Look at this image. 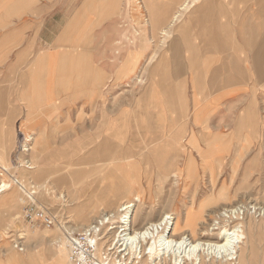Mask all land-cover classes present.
Here are the masks:
<instances>
[{
    "label": "crops",
    "instance_id": "obj_1",
    "mask_svg": "<svg viewBox=\"0 0 264 264\" xmlns=\"http://www.w3.org/2000/svg\"><path fill=\"white\" fill-rule=\"evenodd\" d=\"M35 1L0 0V162H5L14 145L17 126L33 130L38 150L44 153L41 161L48 160L50 167L55 162L52 154L57 152L68 154L63 163L76 161L73 151L78 154L84 150V137L75 139L72 144L63 143L64 147L60 149L48 148L50 145L46 142L47 135L53 134L51 120L62 118V135L71 133L69 114L74 105L78 106L79 135H86L87 130L93 129L90 144L98 137L99 143L104 140V146L107 143L121 146L109 155L106 153L109 149L105 147L91 148L93 152L104 151L101 156L104 160L99 164L110 162L121 177L128 175L131 178L137 174L134 165L127 160L132 158L131 151L137 146L139 129L138 137L149 136L147 144L145 137L140 141L144 148L140 147L139 151L148 153L162 176L172 172V169L166 172L168 166L173 170L181 168L188 161L189 153L201 169L220 167L219 178L225 166L238 168L245 151L255 145L258 135L264 134V0H197L195 3L189 0L184 18L181 16L173 27L168 47L173 62L162 60L149 67L147 87L137 104V114L131 107L119 111V114L116 112V115L104 111L98 91L107 76L115 74L119 77V66L115 71L112 60L103 67L95 62L89 65L84 56L88 33L98 24L93 18L96 14L86 11L87 3L92 0L78 2L82 22L79 19L68 27L69 33L77 31L76 42L72 45L75 44L78 57L70 58V61L61 51L71 44L69 33L62 31L50 43L43 38L49 46L46 51L38 52L37 43L32 42L41 39L40 33L33 29L37 24L33 21L37 13ZM182 1L145 0L153 17L156 15L161 23L170 9H178ZM119 2L110 0L97 13L100 17L110 18ZM96 7L94 2L92 9ZM113 32L107 31L104 39H109L110 43H104V46L102 40L95 46L94 41H98L100 35L92 39L90 47L97 48H94L93 56L99 61L115 49L111 39L120 34L115 36ZM126 39H130V35ZM119 54L116 49L114 55ZM43 58H55V69L50 68L52 63L46 65ZM90 109L98 116L87 125L83 116L89 114L87 110ZM150 113L153 116L150 117ZM165 119H173L175 129L163 138L165 133L161 128L165 126ZM182 120L189 121L191 133L184 130ZM183 134L191 135L190 149L179 145ZM194 136H205L202 141L205 146L197 145ZM150 142L156 143L151 147ZM229 144L236 145L232 154L229 153ZM226 156H232L228 164L224 163ZM98 158L77 160L78 171L96 167L99 164L90 166L92 164L86 162ZM42 164L38 163L40 168ZM204 175L208 177V171ZM81 180L77 183L82 182L78 188V191L82 190V196L89 194L86 190L98 181ZM15 259L11 264L17 263Z\"/></svg>",
    "mask_w": 264,
    "mask_h": 264
},
{
    "label": "rangeland",
    "instance_id": "obj_2",
    "mask_svg": "<svg viewBox=\"0 0 264 264\" xmlns=\"http://www.w3.org/2000/svg\"><path fill=\"white\" fill-rule=\"evenodd\" d=\"M80 0H36L34 5H36L35 10L37 13L33 16V21L36 22V26H33L35 31L40 33L38 39L36 41H32L33 43H37V50L46 51L49 46L47 45L52 41L53 37H56L59 33L63 31V33H69L68 27L72 22H77L81 19V15L79 16L78 13V2ZM110 0H95L90 1L87 3L86 11L87 13L96 14L95 18L98 24H95L90 33L87 36V46L86 52H84V56L86 58L87 64L93 65L94 62L97 65L105 66L109 64L112 60L113 62V69H117L119 65L124 63L128 56L132 53L135 54L139 51L141 46V41L144 40V46L146 50L144 51V57L139 60L138 65H136L135 71L131 73L128 79L126 78H119L116 77L115 74L113 76H107L103 82L101 83V88L98 91V96L101 99V106L103 107L104 111H107L111 115L119 114V111H124L126 108L133 107L134 114H137V104L142 97L143 90L147 87V76H148V69L162 60H169L173 62L171 59V55L168 54L169 50L168 47L172 41L173 36V27L170 29V34L168 36H161L162 38H155L153 40V36L150 34L149 26H145L144 32L139 29L141 24L138 22L139 11H137L136 7H128L127 0H120L119 6L117 10L113 12L111 17H100L97 13L98 10L106 6ZM94 2H96L97 6L95 9L93 7ZM138 5L139 2L135 0ZM28 10V9H27ZM96 11V12H95ZM181 15L183 19L185 12H182ZM28 14V13H27ZM142 14L145 13L142 11ZM128 15V17H127ZM90 17V16H89ZM91 18V17H90ZM88 19V18H87ZM100 19V20H99ZM128 19V21L126 20ZM140 19V18H139ZM180 19V18H179ZM109 20H113L109 22ZM146 20V19H145ZM82 22V19L80 20ZM84 22V21H83ZM87 23L92 24V22L87 21ZM108 27H113L109 29ZM143 28V27H142ZM114 31V35H119L116 39L112 38L111 44L114 46V50L111 55H103L102 58L97 59L93 56L95 49H97V45L102 40V45L105 43L107 44L108 40L104 39L105 35L107 36V31ZM135 30H140L141 33L138 35ZM74 31V30H73ZM76 32L69 33V43L68 49L61 48L62 55L64 53L67 54V59L70 61V58H77L78 57V50L76 49L75 44L72 43L76 42ZM110 34V33H109ZM100 37L94 41L95 46L93 48L90 47L92 43V39L94 37ZM127 35H130V39H126ZM144 36V39L140 41V37ZM121 36V38H119ZM75 37V39H73ZM43 38H46L48 43H44ZM134 38V39H133ZM152 38V39H151ZM161 40V41H160ZM131 41V43H130ZM152 41V42H151ZM159 42V43H158ZM161 42V43H160ZM110 43V42H108ZM129 44V45H128ZM94 45V44H93ZM104 46V45H103ZM129 46V47H128ZM132 46V47H131ZM157 46V47H156ZM120 51L119 55H114L115 50ZM120 49V50H119ZM36 50V49H35ZM34 50V51H35ZM68 50V51H67ZM153 51H156V55L153 57L152 62L146 66V60H148ZM129 52V53H128ZM60 54V52H58ZM159 53V54H158ZM156 58V59H155ZM145 66V67H144ZM145 68V71L142 75V82L141 83H133L131 80L137 75H140L142 69ZM131 78V79H130ZM113 80V81H111ZM124 80V81H122ZM129 83H128V82ZM112 82V83H111ZM117 82V83H115ZM139 84V85H138ZM123 85V86H122ZM108 87V88H107ZM131 87V88H130ZM142 87V88H141ZM135 92V93H134ZM132 93V94H131ZM92 95V94H91ZM125 102V103H124ZM93 107V106H92ZM77 105L71 107L70 112V134L62 135V123L63 119H54L53 121H49L50 131L53 133L48 136L47 144L48 148H63V143L75 141V139L79 137H84L82 139V144L84 145V150L76 154V160H86L87 158H97V162L103 161L104 159L101 157L104 151L93 152L91 148L93 147H105V149H109L106 153L112 154L116 150L115 148H120L121 146L107 145L104 146V140H101L99 143L98 137L94 139V142L90 144V140L94 137L92 133L93 129L87 130L86 135H79V120L77 114ZM89 114L83 116V120H85V124H90L93 120L98 116L96 112L92 109L87 110ZM117 112V113H116ZM153 116V113H150V117ZM91 121V122H90ZM165 126L161 128L165 134L163 138H166L167 135L173 133L175 127V123L173 119H165ZM163 121V122H164ZM161 122V121H160ZM161 122V124H164ZM68 124V120L66 121ZM182 125L185 126L184 130L188 133H191L189 121L182 120ZM162 127V126H161ZM187 128V129H186ZM179 130V129H178ZM31 135L33 138V142L35 141V135H33V130L31 129H24L23 127H16L15 129V141L14 145L10 149L7 159L5 162H0L1 167H11V163L16 160L17 154V143L18 138H20L21 134ZM89 133H91L89 135ZM46 136V137H47ZM182 139L179 143L180 146H183L187 149H190V137L191 135H181ZM145 136H139L137 134L136 138V145L134 149L131 151L132 158L127 160V163L133 164L134 168L136 169V178L138 180V185L140 186L142 193L137 196L139 200L137 201L135 196L137 192L136 188H133L132 194H130L127 198H116V196H111L109 194L106 201L107 203L103 206H97L95 212L92 214L91 218L85 223H80L83 225L82 227H76V219L77 214L80 211H83L86 207V203L94 202L99 200L102 190H104L106 183L100 185H92L90 190H86L89 194H82L77 195V190L79 188L78 183L69 182L71 177L70 174H67V170L61 169L60 172L58 169L52 170L53 167H50V162L48 160L41 161L43 164L41 165L43 170H47L49 175H45L43 178L37 180L32 174L33 171L29 173L24 172L21 170H17V175L25 176L23 173L26 174L24 182L25 186L33 185L36 189L38 196H36L37 203L47 209V211L56 219L57 224L51 229H44L43 227H34L23 223L21 220L22 218V210L24 207V196L21 191L15 193L14 201L11 202L7 207H0V264H11L15 258L16 264H58L56 262L54 256V250L57 249L55 241L58 237H61L65 241V233L66 232H75L80 231L84 227L88 226L95 218L99 216L102 212H112L115 211L118 207H120L125 201V203H134L135 208L136 204L139 205V209L142 211L143 214L148 213L150 222L155 221L159 218L163 213L174 214L180 218V221L183 220L184 214L190 210L189 219L195 221L196 217L199 215V207L201 204L206 203L204 212L202 214L203 220L207 222V224H216L220 219L217 217L218 213L222 211L223 208H230L231 206H239L242 212L241 216H243L244 212V219H243V230L244 233L248 235L250 249L246 246L242 248V251L245 250L244 253V263L243 264H264V213L259 209L264 207V134H260L257 137L255 145L250 149L245 151L242 159L239 162V167L230 168L224 167L222 174L218 178V174H220L221 169H213V173L216 175V182L214 186H211L208 182V177L204 175L205 168L201 169L199 166L196 167V175L195 180L197 184L191 185H184L183 183L186 182V178L188 175V171L186 168L187 162L179 169L173 170L176 172V175L172 178H165L162 175L160 177L157 176V167L156 163L151 157H148L147 152L139 151V149L144 148V145L140 141ZM196 140V144L203 147L205 146L202 142L205 139V136H194ZM146 143L149 139V136L145 137ZM230 141V140H229ZM32 142V144H33ZM202 142V143H201ZM149 143V142H148ZM149 146L155 145L156 142H150ZM237 143V141H236ZM235 143V144H236ZM236 145L229 144L228 147L230 150L229 153H234L232 150ZM32 147V146H31ZM141 147V148H140ZM125 148V146H123ZM30 153V152H29ZM27 154L26 157H22L23 159H30L31 167L37 169L39 165H37V159L35 156L37 153L31 152V155ZM122 154V153H121ZM30 156V158H29ZM231 157H225L224 163L228 164ZM74 159V160H75ZM116 159V158H115ZM82 160V161H83ZM119 162V161H117ZM148 162V163H146ZM123 163V161L119 162ZM115 164V161L113 162ZM249 164V167L247 166ZM40 168V167H39ZM80 168H84L81 166ZM75 168H71L73 170ZM77 169V168H76ZM247 170V171H246ZM28 171V170H27ZM151 171V172H150ZM218 171V173H217ZM248 172V176H246ZM21 173V174H20ZM152 176V178H150ZM93 177V178H92ZM100 177V175H99ZM97 178L94 175L91 177L84 178V180H94ZM151 179V180H150ZM26 180V181H25ZM28 180V181H27ZM63 180V181H62ZM231 180V181H230ZM60 181V183H59ZM71 181V180H70ZM109 181V180H108ZM45 186L48 189L47 192L42 193L39 185ZM176 182V183H174ZM225 182V183H224ZM227 186V191L224 192L225 198L227 201L221 202V200H212L211 202L208 198L212 195H218L220 193V189L222 188L223 184ZM74 184V185H72ZM110 181L108 182V185ZM143 184V186L141 185ZM75 187V188H73ZM15 187H12L13 189ZM99 189V190H98ZM36 194V195H37ZM60 194H62V200L59 199ZM3 195V194H2ZM1 195V196H2ZM144 195V196H143ZM0 196V199H1ZM58 198V199H57ZM169 199V200H168ZM65 200V202H64ZM220 201V202H219ZM139 202V203H137ZM219 202V203H218ZM228 202V203H227ZM241 205V206H240ZM245 208H241V207ZM248 209L247 212L244 209ZM252 208V209H251ZM102 209V210H101ZM102 211V212H101ZM213 211V212H212ZM215 211V212H214ZM248 213V214H247ZM217 215V216H216ZM174 217V216H172ZM227 220V219H226ZM200 221V220H199ZM144 221L138 220L135 221V228L141 227V224ZM192 222V223H193ZM196 223V222H195ZM79 224V225H80ZM229 223H226V226ZM233 224H230L232 226ZM247 227V228H246ZM17 233L24 234V247H26L25 252L18 253L11 247L10 240L14 237H11V234L16 235ZM250 236V237H249ZM66 242V241H65ZM66 255H67V248H66ZM34 257V260L31 261V257ZM15 257V258H14ZM2 259H6L5 262H2ZM68 259V258H67ZM66 260V259H65ZM206 264H235V261H226L221 259L220 256H208L206 257ZM65 263H68L67 260ZM61 262L60 264H65ZM69 264V263H68Z\"/></svg>",
    "mask_w": 264,
    "mask_h": 264
},
{
    "label": "bare ground",
    "instance_id": "obj_3",
    "mask_svg": "<svg viewBox=\"0 0 264 264\" xmlns=\"http://www.w3.org/2000/svg\"><path fill=\"white\" fill-rule=\"evenodd\" d=\"M134 1L135 0H127V5H128V7H129V5H130V7H132V11H133V8H135V7L137 8L136 9L137 11L140 10L139 16H138V20H139L138 22H140L143 25L140 26L139 29H141L144 32L145 26L146 25L149 26V28H151L150 34L154 37L153 40H156L157 38H162L161 36H163V37L168 36L170 34V31H171L170 29L172 27H174L175 23L179 20V18H181V15L183 14L182 12L187 11L188 5L190 4L189 0H183L182 4L180 5V7H178V9L177 8L176 9L175 8L170 9V13L166 14V18H164L163 22L161 23L156 19V15H154L155 18L153 17L152 9H150L148 7L145 0H137L139 2L138 5L136 4L137 2H134ZM192 1H193V3L197 2V0H192ZM195 8H196V6H195ZM142 11L145 13V16H144V14H142ZM154 20L157 22H154ZM85 27H86V25H85ZM135 32L138 35L141 33L140 30H135ZM143 39H144V36L141 35L140 41ZM144 51H145V46H144V40H143V41H141V46H140L139 51L136 52L135 54L131 53L128 56L129 58H127L126 61H124V63L119 65V69H118L119 78H123V79L127 78L128 79V77H130V75H132L131 73H133V71H135L136 65H138L139 60L144 57ZM155 55H156V51H153L150 58L148 60H146V66L152 62L153 57ZM41 56H43V53ZM52 59L54 60V62L52 61ZM47 60H48V62H47ZM42 61L44 63H47L46 65H49V66H50V63H52L50 68L55 69V66H56L55 58H48V59L43 58ZM144 71H145V68L142 69L140 75H138V76L136 75L131 80L132 84L142 82V75H143ZM51 73H53V72H51ZM42 76L44 78V75H42ZM111 81H113V80H111ZM122 81H124V80H122ZM115 83H117V82H115ZM141 105H143V104H141ZM145 106H146V104H145ZM141 115H142V113H141ZM132 116H134V115H132ZM121 121H123V120H121ZM134 123H136V122H134ZM139 124H140V122H139ZM140 127H142V129L144 128L143 125ZM132 128H133V126H132ZM146 128H147V126H146ZM107 129H108V127H107ZM133 129H135V127ZM137 130H134V132L135 131L137 132ZM139 132H140V129L138 130L137 134H140ZM114 139H116L115 136H114ZM34 142L31 145L32 147L29 149V152H30L29 155H31V152L37 153L35 156V159L38 160L37 161V165H38V163L41 162V160L43 159L42 156L44 153H41L38 150L37 144H36V142L35 143ZM73 152H74L73 155L75 157L77 152L76 151H73ZM198 154H201V153H198ZM57 155H59V156L57 157ZM52 156L54 158L53 161H55L53 166H52L53 167L52 170L58 169L59 172L61 169L67 170L66 171L67 174L71 171L72 172L71 177L74 181L73 183H77V181H79L80 179L83 180V178L88 179V177H91V175H94V177L95 176L97 177L95 179L98 180V181H94V182H97L96 183L97 185H100L103 183L107 184L104 187L105 189L102 190L99 200L94 201V202H90V203H86V207L84 208V210L78 212V214H77L78 216L76 219L77 225L74 228L82 227L83 225H81L80 223L83 224V223L87 222L89 220V218H91L92 214L95 212V209L97 208V206H101V205L104 206L107 203V201H106L107 197H110V196H108L109 194H111V196H116V198H118V197L119 198H127L130 194H132L133 188H136L137 192H135L136 193L135 198L137 201L139 200L137 196H139L142 193V190H141L140 186L138 185L139 182H138L136 176L131 177V178L128 175L121 177L119 175L118 171L112 167L110 162H106V164H99L102 161H100V160H99V162H97V160L87 161L86 162L87 164H92L90 166H93L95 163H96V165L97 164H99V165H97L96 167H89V168L82 169V170L78 171V161L77 160L72 161L71 163H68V162L63 163V161H66V159L68 158V154H66V156H65V155H62L61 152H57V153L52 154ZM187 156H188V161L186 164V168L188 171V175L186 178V182L183 183L185 186L186 185L188 186L191 184H197V181L194 179L195 175H196L195 172H196L197 164L194 161L192 155H190L188 153ZM29 158H30V156H29ZM146 163H148V162H146ZM247 166L249 167V164ZM0 167H1V165H0ZM33 167L28 171L27 170H22V171H24L26 173L33 171L32 175L37 180L43 178L45 175H49L47 170H43V168H39V166L37 167V169H35ZM71 168H75V169L71 170ZM231 168H235V167H231ZM171 169H172V172L170 174H167L166 176H163V177L172 178L173 177L172 174H174V176H175L176 172H173V168H169V166H168V168L167 167L165 168L166 172L168 170H171ZM219 169H221V168L219 167ZM157 171L159 172V168H157ZM207 171H208V182L211 186H214L215 182L217 181L215 178L216 175L213 173V169H211V168H208V169L205 168V172H207ZM23 174L26 176L25 173H23ZM99 175H100V177H99ZM248 175L249 174L247 172L246 176H248ZM25 176L20 175V177H19L20 181L24 185H26L24 182ZM157 176L160 177V173ZM98 177H99V179H98ZM150 178H152V176ZM108 180L110 181L109 185H108V182H109ZM59 183H60V181H59ZM174 183H176V182H174ZM42 185H43V182L41 185L38 186V187H40L41 192L42 193L47 192L48 189H46V187L42 186ZM72 185H74V184H72ZM141 185L143 186V184H141ZM73 188H75V187H73ZM16 189L19 191V189L17 187H15L13 189L10 188L5 193H3V195L1 194L2 196L0 195L1 196L0 207H7L9 204H11V202L14 201L15 193L17 192ZM36 189H38V188H36ZM227 190H228L227 186L223 184L222 188L220 189V193L217 196L212 195L211 197H209L208 199L210 201H208V202H211V199H212V200H221V202L225 203L227 201V198H225L224 192H226ZM78 194L79 195L82 194V190H79V191L77 190V195ZM36 196H38V194ZM61 198H62V194H60L59 199H61ZM63 199L64 198H62V200ZM64 202H65V200H64ZM139 202H140V200H139ZM139 202H137V203H139ZM205 204L206 203L200 205V207H199L200 213H199L198 217H196L194 222L192 219L191 220L189 219V215H191L190 210L184 214L183 220H181V221H180V218L178 216H175L174 214H169V213L165 212L161 216H159L158 219L150 222L148 220V218H149L148 213L143 214L142 211L139 209L140 208L139 205L136 204V208H134V212L132 215V232H130L129 235L127 236V240H129V242L131 244L130 249L132 248V250L135 253L134 256L140 257V260L135 262V263L136 264H206V260H205L206 257H208V256H216V257L220 256L221 259L225 260V262L234 260L235 264H243L244 263V253H245L246 249L242 251V248L244 246H246L247 249L248 248L250 249V246L248 247V245L250 244L249 243L250 239L248 238V235L244 233V230H243V222L242 221L244 219L245 212H244L243 216H241L240 212H242V211L240 210L239 206H231L230 208H223V209H221L222 211H220V213H218V216L216 215L218 218L220 217L221 219L219 218L220 220L218 222H216V224L210 225V224H207V222L205 220H203V216H202V214L204 212V208L206 206ZM241 208H245V206L244 207L242 206ZM244 210H246V212H247L248 209L246 208ZM259 210L262 211V213H264V207H261ZM172 216H174V217H172ZM138 220H141L144 222L141 224V227L135 228V225H134L135 221H138ZM226 223H229V224L226 226ZM230 224H233V225L230 226ZM65 241L61 237H58L57 240L55 241L57 249H55L53 252H54L56 262L58 264H60L61 262L65 263L66 260L68 262L67 255L65 252L66 251V242ZM30 259H31V261H33L34 257L32 256ZM22 261L20 260V262L22 264H25V262H22ZM65 264H68V263H65Z\"/></svg>",
    "mask_w": 264,
    "mask_h": 264
},
{
    "label": "built area",
    "instance_id": "obj_4",
    "mask_svg": "<svg viewBox=\"0 0 264 264\" xmlns=\"http://www.w3.org/2000/svg\"><path fill=\"white\" fill-rule=\"evenodd\" d=\"M33 138L31 135L21 134L17 143L16 160L11 167H0V195L12 187H17L24 196L22 210L23 223L34 227L51 229L56 219L39 205L36 200V188L33 185L25 186L17 176V170H30L32 167L28 159H23L29 153ZM134 203H123L112 212H102L88 226L80 231L66 232V248L69 264H136L140 257L134 256L130 249L127 236L132 232V215ZM11 247L18 253L26 250L24 234H11Z\"/></svg>",
    "mask_w": 264,
    "mask_h": 264
}]
</instances>
